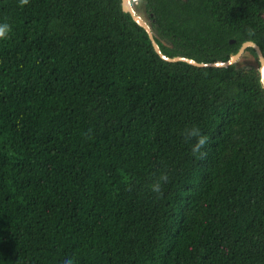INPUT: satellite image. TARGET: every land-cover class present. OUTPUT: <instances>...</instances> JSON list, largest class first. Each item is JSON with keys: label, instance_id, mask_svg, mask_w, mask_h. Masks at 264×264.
<instances>
[{"label": "trees", "instance_id": "obj_1", "mask_svg": "<svg viewBox=\"0 0 264 264\" xmlns=\"http://www.w3.org/2000/svg\"><path fill=\"white\" fill-rule=\"evenodd\" d=\"M142 1L166 56L264 55V0ZM0 22V264H264L252 47L165 60L121 0H0Z\"/></svg>", "mask_w": 264, "mask_h": 264}, {"label": "water", "instance_id": "obj_2", "mask_svg": "<svg viewBox=\"0 0 264 264\" xmlns=\"http://www.w3.org/2000/svg\"><path fill=\"white\" fill-rule=\"evenodd\" d=\"M121 7H122V10L124 12L129 13L130 16L132 17V19L146 30V32H147V34H148V36H149V38H150V40L152 42V45H153L155 51L163 59L168 60V61L183 60V61H187V62H189L191 64L198 65V66H203V65L225 66V65H228V64L236 62L239 59V57L243 54V52L246 51L247 47H252L255 50V53H256V57H257V60H258V71H259V74H260V80H261L262 86L264 87V76L262 74V69L264 68V55H263L262 50L260 49L259 45L256 44L254 41L246 40V41L242 42L240 47L238 48V50L235 53L231 54L230 57L227 60H225V61L218 60V61H215V62L202 63V62H197V61H195L193 59H190V58H187V57H183V56H172V57H169V56L164 55L160 51V49H159V47H158V45H157V43H156V41L154 39V33H153L150 25L146 21H144L142 18H140L137 15H135L134 10L129 5V1L128 0H121Z\"/></svg>", "mask_w": 264, "mask_h": 264}, {"label": "clouds", "instance_id": "obj_3", "mask_svg": "<svg viewBox=\"0 0 264 264\" xmlns=\"http://www.w3.org/2000/svg\"><path fill=\"white\" fill-rule=\"evenodd\" d=\"M22 2H26V0H22ZM9 31L10 25L6 22H0V40L7 38ZM184 134L190 142L191 151L193 153L199 152L207 142V136L203 134L196 125L186 129ZM160 179L164 180L166 177L161 176ZM151 190L157 194L160 193L161 188L159 181L151 185ZM56 264H74V260L71 256L64 255L56 259Z\"/></svg>", "mask_w": 264, "mask_h": 264}, {"label": "rangeland", "instance_id": "obj_4", "mask_svg": "<svg viewBox=\"0 0 264 264\" xmlns=\"http://www.w3.org/2000/svg\"><path fill=\"white\" fill-rule=\"evenodd\" d=\"M131 2H132V6L135 9V11L141 14L142 18L145 19L147 23L149 24L147 15L143 9V1L142 0H131ZM236 65L238 67L255 65L254 57L249 52L244 51L243 54L239 57V59L236 61Z\"/></svg>", "mask_w": 264, "mask_h": 264}, {"label": "bare ground", "instance_id": "obj_5", "mask_svg": "<svg viewBox=\"0 0 264 264\" xmlns=\"http://www.w3.org/2000/svg\"><path fill=\"white\" fill-rule=\"evenodd\" d=\"M128 1H129V5H130V7H132V9H133L134 12H135V15H137V16L140 17V18H142V17L140 16V14H138V13L135 11V9L133 8L131 0H128ZM142 19H143V18H142ZM143 20H144V19H143ZM262 74H263V76H264V68L262 69Z\"/></svg>", "mask_w": 264, "mask_h": 264}, {"label": "flooded vegetation", "instance_id": "obj_6", "mask_svg": "<svg viewBox=\"0 0 264 264\" xmlns=\"http://www.w3.org/2000/svg\"><path fill=\"white\" fill-rule=\"evenodd\" d=\"M134 4V3H133ZM139 14V13H138ZM140 16H141V14H140ZM142 17V16H141ZM144 21H146L145 19H144ZM148 21H149V19H148ZM147 22V21H146ZM150 25V24H149Z\"/></svg>", "mask_w": 264, "mask_h": 264}]
</instances>
